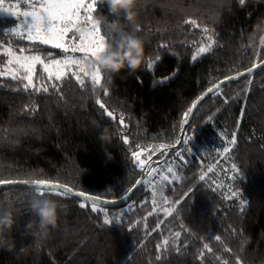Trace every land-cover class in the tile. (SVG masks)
<instances>
[{
    "label": "trees",
    "instance_id": "obj_1",
    "mask_svg": "<svg viewBox=\"0 0 264 264\" xmlns=\"http://www.w3.org/2000/svg\"><path fill=\"white\" fill-rule=\"evenodd\" d=\"M30 2L6 0L5 7L18 4L10 10L20 12ZM137 11L135 26L120 18L125 31L144 41L145 59L134 73L101 72L97 86L90 75L81 78L83 84L73 72L56 81L38 68L33 83L47 86V92L25 90L20 80L0 76V181L43 179L117 200L141 179L134 158L139 154L145 167L159 164L166 170L165 161L174 166L179 178L165 182V189L167 206L174 204L175 211L167 218L163 212L149 214L150 192L142 187L124 206L97 205V212L88 203L80 208L81 201L71 196L46 194L67 206L59 227L40 249L20 254V248L33 244L24 233L34 219L28 200L35 189L3 188L0 206L11 205L16 216L11 233L16 251L0 249V264H264V69L222 86L221 94L204 101L184 134L189 142L164 160L179 142L184 113L192 104L226 77L264 61V0H139ZM93 16L100 20L106 45L112 43L116 36L108 23L116 18L101 0ZM20 19L0 13V71L8 48L46 59L79 55L10 33ZM84 27L77 38L86 34ZM208 37L210 51L193 61ZM52 84L62 91H50ZM120 115L127 128L119 123ZM105 128L109 138L101 140ZM233 134L235 145L230 144ZM161 144L167 146L163 155L144 151ZM225 146L230 148L227 157Z\"/></svg>",
    "mask_w": 264,
    "mask_h": 264
},
{
    "label": "snow or ice",
    "instance_id": "obj_2",
    "mask_svg": "<svg viewBox=\"0 0 264 264\" xmlns=\"http://www.w3.org/2000/svg\"><path fill=\"white\" fill-rule=\"evenodd\" d=\"M240 3L243 4L244 0H240ZM6 0H0V13L8 14L12 17H20L19 24L10 30V33L26 38L29 41L39 42L42 45H51L53 48L62 49L65 53L71 52H81L84 55L80 58L77 57H66L63 60L52 59L50 62H46V59L41 55H25V49H20V54L18 55L11 48H8L5 51V55L9 57L5 63L3 71H0V76L11 75V78L14 80H20L23 84V88L28 90L29 88H34L36 91H40L41 88L43 91L47 92L48 87L41 85L37 87L33 83L35 76V67L36 65L42 66V71L47 74L48 79L51 80L53 77L56 81L61 80L62 76L65 74V69L71 68V66L76 65L78 71H73L72 75L77 78V80L83 84L79 72H83V63L89 58L95 59L100 53L105 51L106 43L105 37L100 33V20L94 18L93 13L97 11V0H34V2L29 3L28 10L16 12L11 11L13 7H18V4H9L8 7H5ZM186 23H191L195 25V21H186ZM84 25L83 31L85 35L79 36L77 38L76 33L81 31V26ZM205 33L208 32V29H203ZM72 32V36L68 38V33ZM67 39V43H66ZM264 43V40H262ZM165 46V45H162ZM212 47V38L208 37V43L202 44L196 50L191 59L195 61L200 54H204L210 51ZM158 59V57H157ZM259 65H253L247 69V72H241L236 76L226 77L225 80L220 81L214 87H210L207 91L219 95L223 92L221 87L227 80L238 79L239 76H251L255 71V68ZM148 67H152V63H148ZM85 76L88 74L85 72ZM91 80L95 85L99 86L101 84L102 76L99 69H97L92 75ZM26 81L27 83H23ZM249 84L251 80L247 81ZM56 87L55 84L52 85ZM105 95H108L107 89H105ZM207 95V93H205ZM203 99V96L201 97ZM227 102V100L225 101ZM96 103L99 105L104 112L111 117L113 120L116 119V116L113 112L109 111L105 104L101 102L100 99L96 100ZM196 108V104H192L187 111L184 113L185 123H187V117L193 112V109ZM119 123L127 128V125L124 123V116H119ZM190 139V138H189ZM125 143H128V140H124ZM189 142L188 139L179 141L178 143L183 146ZM236 138L233 134L230 144L235 145ZM166 145H159L158 147L146 148L144 151L149 154H154L160 152L161 155L164 154ZM185 151H188L185 149ZM223 151L225 153L230 151V148L225 146ZM142 154V153H141ZM177 157H183L184 153L177 151ZM134 158L137 163V167L141 169V179L136 181V185L142 187L143 189L150 192V200L152 205V211L149 214L163 212L165 218L171 216L175 211V205L168 207L171 202L169 199L164 201L165 206H161L159 202L155 199L156 191L160 188H165V182L169 185L173 181L177 180L179 177L174 171V166L167 161H165V167L157 164L155 167H152V164L149 163L145 167V161L139 159V154H134ZM150 158V156H149ZM208 171H212L211 168ZM171 174V177L168 174ZM201 180L204 179V176L201 175ZM4 183H14L13 181H0V184ZM25 184H31L36 186L41 195L46 194H56L58 196H70L75 195L79 197H84V201H87L91 206L92 212H97L99 209L97 207V201L91 197H86L83 192H74L68 186H60L59 184L46 181L43 179H37L34 182L22 181ZM235 195V193H233ZM84 201L79 203V207L84 209L87 205ZM146 206V205H145ZM103 223L105 225L109 224V219L105 218ZM180 236L179 232L175 233V237L178 239ZM216 240H220V237L217 236ZM165 246L168 245V240L163 241ZM208 252H211V247L205 243L203 245ZM160 245L157 246L159 251ZM177 250H179L177 248ZM204 253H201V258ZM157 259H160L157 256ZM239 264V262H238Z\"/></svg>",
    "mask_w": 264,
    "mask_h": 264
},
{
    "label": "clouds",
    "instance_id": "obj_3",
    "mask_svg": "<svg viewBox=\"0 0 264 264\" xmlns=\"http://www.w3.org/2000/svg\"><path fill=\"white\" fill-rule=\"evenodd\" d=\"M101 3L106 5L109 14L116 18L108 23V27L111 33L115 34L116 39L112 43H108L105 51L88 63V70L99 69L100 72L109 75L119 74L122 70H127L129 74L138 71L145 59L144 41L134 32L125 31L120 23V18L123 17L127 24L135 26L138 19L139 0H101ZM102 19L107 20L104 16ZM108 138V130L105 128L100 139L107 140ZM34 181L35 179L30 182ZM155 198L158 201L168 199L166 189H158ZM28 208L34 219H29L26 223L24 234L33 238V244L20 248V254H27L32 249L38 250L42 247L51 231L59 227L60 214L67 206L41 195L35 188L28 200ZM15 226L16 216L12 206H0V249L9 252L16 251L15 241L11 236Z\"/></svg>",
    "mask_w": 264,
    "mask_h": 264
},
{
    "label": "water",
    "instance_id": "obj_4",
    "mask_svg": "<svg viewBox=\"0 0 264 264\" xmlns=\"http://www.w3.org/2000/svg\"><path fill=\"white\" fill-rule=\"evenodd\" d=\"M258 65L259 66L255 68V71L253 72V74L258 73L259 71L264 69V61L261 62ZM246 72L247 71H245V73ZM247 77H249V76H239L238 79L227 80L224 84L221 85V87L226 85V84L232 83L234 81H241V80H243V79H245ZM206 93H207V95L204 94L203 99H201L198 103H196V108L193 109V112L189 115L187 123H185V126H184V128H183V130L181 132L179 141L184 140V134L186 132V129H187L188 125L190 124L191 120L193 119V117H194L196 111L198 110V108L202 105V103L204 101H206L208 98H210L214 94V93H211V92H206ZM180 147H181V145L179 143H177L176 145L170 147L168 152H167V154H166V156H165V158H164V160H166L172 152L178 150ZM60 186H64V185H60ZM12 187L31 188V189H35L36 188V186H33L30 183L29 184H25V183H22V182L0 184V189L12 188ZM140 188H141L140 186L135 185L125 197H123L121 199H117V200H108V199H104V198H100V197L91 196V195H88V194H85V196L95 199L97 201V205L101 206V207H107V208L120 207V206H124ZM74 192H76V191H74ZM70 196L75 198V199H77V200H79V201H84V197H79V196H75V195H70ZM84 202L88 203L87 201H84Z\"/></svg>",
    "mask_w": 264,
    "mask_h": 264
},
{
    "label": "rangeland",
    "instance_id": "obj_5",
    "mask_svg": "<svg viewBox=\"0 0 264 264\" xmlns=\"http://www.w3.org/2000/svg\"><path fill=\"white\" fill-rule=\"evenodd\" d=\"M14 11L19 12L18 9H14ZM13 51H14V50H13ZM14 52H16L18 55L20 54V51H14ZM24 54H25V55H36V54L26 53V52H24ZM39 55H41V54H39ZM79 55H81V56H79ZM79 55L76 54L75 57L80 58V57H82L84 54L81 53V52H79ZM41 56H42L43 58H45L43 55H41ZM7 59H9L8 56L5 57V61H4V63H6ZM45 59H46V58H45ZM52 59H55V60H63V59H65V58H51V59H46V62H50ZM91 60H93V59L89 58L87 61H84V63H83L84 71H83V72H79V75H80L81 78L85 76V75H84L85 72H86L88 75H90V76L95 72V71H89V70H88V63H89ZM74 67H75V68H74ZM38 68H40V69L42 70V66L38 64V65H36V67H35V71H36ZM73 71H78V67H77L76 65L71 66V68H69V69H65V74L62 76V78L65 77V76L68 74V72L70 73V72H73ZM90 76H89V77H90ZM53 78H54V77H53ZM62 78H61V79H62ZM54 79H55V78H54ZM52 85H53V84H52ZM52 85L49 86L50 91L61 92V91H62L61 89H63V88H58V89H57V84H55V85H56V87H55L56 89H55V88H52V87H53ZM228 153H229V152L225 153V152L223 151V156L227 157V156H228Z\"/></svg>",
    "mask_w": 264,
    "mask_h": 264
}]
</instances>
